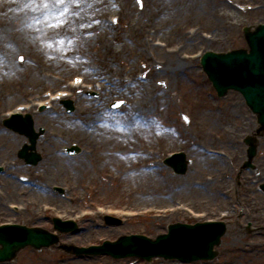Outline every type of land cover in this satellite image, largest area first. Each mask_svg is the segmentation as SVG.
Returning <instances> with one entry per match:
<instances>
[{
  "label": "rangeland",
  "instance_id": "374dc122",
  "mask_svg": "<svg viewBox=\"0 0 264 264\" xmlns=\"http://www.w3.org/2000/svg\"><path fill=\"white\" fill-rule=\"evenodd\" d=\"M254 1L244 0L232 8L238 22L230 30L222 31L223 37L220 41L199 40L194 48L188 49L186 55L193 61L192 72H185L183 81L178 84L176 97L167 98L161 110L153 109V112L160 116L159 122L165 125L163 129L166 130L151 140L156 149L161 150L156 157L148 159L150 163L157 161L155 165L158 167L150 176L163 177L170 174L173 179L183 182V186H191L192 189L187 191L177 185L170 188L168 185H139L135 189L123 178L117 161L109 158L105 162V158L99 155L98 148L92 144L88 134H76L68 138L66 129L76 125L74 117L80 97L93 106H103L113 112L128 104L127 98L121 95L119 90H116L118 93H109L104 86L90 88L93 86V79L97 77L93 75L96 67L88 68L84 63H74V56H78L80 62L86 59L88 61L89 58L90 62L95 64L102 62L101 55L91 57L89 54V51L96 48L93 40L97 32L88 33L91 42L82 47L80 44H72L74 40L68 41L70 39L57 35L59 39L52 35V29H49L48 25L53 23L52 15L56 8H53L55 11L51 13L47 12L48 8L36 4L37 11L49 16L51 22L44 24L39 18L40 24L31 27L20 24L16 16L6 15L11 12L3 11L0 3V137L4 132H8L15 135L19 141L12 153L7 155L1 148L4 147V142L0 140V166L3 168L0 172V222L39 226L49 231H54L53 217L72 219L77 223L76 230L57 232L58 243L39 249L23 247L12 262L0 264H264V230L258 229L248 235L244 234V216L237 219L231 217L232 225L222 237L221 245L217 247L218 255L213 260L182 262L179 259L157 257L147 262L138 257L117 259L109 255L74 253L75 246L101 244L104 240H115L122 234L139 233L154 238L167 232V226L171 223H193L207 219L212 215L207 214L210 209L217 212L218 216L222 210L230 211L231 216H237L239 206L235 201V173L232 171L237 170L246 157L243 137L255 129L256 116L239 92L229 90L225 96L216 95L201 68L200 57L207 50L225 52L247 47L242 27L264 23V5L255 4L256 7L251 8ZM116 2L107 0L105 4L95 5L94 0H84L82 7L91 10L89 16H93L94 20L98 19L101 24L107 25L100 30L106 31L110 36L125 31L127 17L148 15V0ZM58 9L63 11L62 5H59ZM111 14H115V20ZM80 36L84 37V34ZM65 44L73 45H68L70 51L67 52L68 47ZM78 47L80 54H77ZM124 68L127 69L128 65ZM76 75L83 77L84 82L73 86L72 78ZM165 83L166 81L160 78L156 85L162 87ZM60 90L69 92L68 98L72 100L74 109L67 112L60 101L52 100L40 110L37 104L51 99ZM94 92L98 94L94 95ZM115 99L124 100V104L111 108L109 105ZM204 110H221L227 114V111H230L232 114L214 122L212 119L200 118L199 114ZM16 111L21 114L30 113L35 129L43 128L36 143V149L42 158L35 165L25 163L17 154L22 145L28 142L27 138L3 125V120L8 114ZM183 114L189 119L188 122L183 120ZM148 122L154 126L159 124L155 116ZM226 127L236 135L232 148L220 147L213 150L231 154L230 159L219 163L213 169L197 170L195 165L199 159L197 152L193 150L194 139H207L202 137V134L208 128H213L211 136L214 142L207 140L205 143L210 146L212 143H223L226 139ZM165 143H169L170 147L163 150ZM73 147H77L74 154L66 152L67 148ZM175 151L185 152L186 157L190 159L184 174L175 173L170 166L163 163L164 158ZM54 154L63 160L66 171L62 176L50 180V186L47 188L35 186L36 181L31 180L30 175L39 172L46 158ZM252 161L256 167L264 165V136L260 138L257 153ZM260 170L262 167L259 172ZM7 180V184L11 186H6ZM56 186L63 188L64 193L58 192ZM255 190L248 196L250 202L244 201L255 210L254 216H245L248 220H253V225L260 227L264 225V195ZM242 191L243 189L239 188V192ZM165 206L166 211L158 208ZM198 212L202 215L197 214ZM106 213L117 216L121 223L106 224L103 219ZM236 220L239 224H236ZM91 230L94 232L93 236H90ZM259 244L262 246L258 247ZM251 246L255 247L254 251L244 252Z\"/></svg>",
  "mask_w": 264,
  "mask_h": 264
},
{
  "label": "bare ground",
  "instance_id": "6f19581e",
  "mask_svg": "<svg viewBox=\"0 0 264 264\" xmlns=\"http://www.w3.org/2000/svg\"><path fill=\"white\" fill-rule=\"evenodd\" d=\"M69 1L71 4L65 0L62 10L64 7L74 8L72 12L65 13L63 17L53 18L52 15L53 22L61 19L64 21L59 28L52 29V35L70 39L68 41L74 40L72 44L85 47L86 43L91 42L88 33L97 32L93 40L96 48L89 51V54L91 57L101 55L102 62L95 64L90 62V58L88 61L86 59L80 62L81 59L74 56V63L76 65L84 63L88 68L96 67L92 74L97 77L93 79V86L90 88L97 89L96 86H104L109 93L119 90V93L127 98L128 104L119 111L113 112L103 106H93L80 97L77 114L74 117L76 125L66 129L68 138L76 134L80 136L88 134L92 144L98 148L99 155L105 158V162L109 158L117 161L119 171L124 175L123 178L135 189L139 185L147 187L168 185L169 188L177 185L183 187V191L191 190V186H183V182L173 179L170 174L163 177L150 176L158 167L155 165L157 161L150 163L148 159L156 157L161 150L156 149L151 140L166 130L163 129L165 125L159 122L160 116L154 113L153 109L161 110L167 98L176 97L178 84L183 81L185 72H192L193 61L186 55L188 49L194 48L199 40L220 41L223 37L222 31L230 30L238 22L232 8L244 0H148V15L127 17L125 31L112 36L100 30L101 27H107L106 24H101L98 19L94 20L93 16H89L91 10L82 7L84 0H80L78 4L75 0ZM106 1L94 0V4L102 5ZM30 2L43 6V0H0L3 11L11 12L6 15L16 16L22 25L36 26L35 20L39 18L44 24H49L51 18L48 16L45 20V13L37 11L36 7H24ZM113 3H117L116 0H113ZM252 4L254 6L251 8L256 7L255 4L264 5V0H255ZM53 8L57 9L59 5H56V0H49L47 12L52 13L55 11ZM113 15L115 14H111ZM85 23L89 24L85 25ZM81 34H84V37L80 36ZM72 44H65L68 47L67 52L70 51L68 45L73 46ZM77 49V54H80V48ZM112 64L116 66L113 67ZM125 65H128L127 69H123ZM160 78L166 81L162 87L156 85ZM227 112L228 114L222 113L221 110H204L199 116L201 119H212L215 122L219 118L231 116L232 112ZM153 116L159 122L157 126L148 122ZM212 130L213 128H208L202 134V137L207 139L198 141L194 139L192 143L199 159L198 164L195 165L197 170L213 169L231 157V154L213 149L232 148L236 135L234 136L231 129L226 127L225 141L212 143L210 146L205 141L214 142L211 136ZM0 138L4 142L2 145L4 147H1L4 154L10 155L19 141L15 135L8 132L1 134ZM169 147L170 144L165 143L162 149ZM65 167L63 160L56 154L49 155L41 170L35 175L31 174L30 177L31 180L36 181L35 186L47 188L50 186V180L63 175L66 171ZM8 182L9 180L5 182L6 186H11L7 184ZM93 234L91 230L90 236Z\"/></svg>",
  "mask_w": 264,
  "mask_h": 264
},
{
  "label": "water",
  "instance_id": "95a60500",
  "mask_svg": "<svg viewBox=\"0 0 264 264\" xmlns=\"http://www.w3.org/2000/svg\"><path fill=\"white\" fill-rule=\"evenodd\" d=\"M243 31L249 51L246 49H235L226 53L208 51L202 56L201 63L219 96L226 94L230 88L242 93L246 104L257 115L259 131H264V24L257 25L253 31L250 27H245ZM64 103L68 110L73 108L70 101ZM119 104L120 102H115L113 105ZM5 124L29 137L30 144L23 146L19 156L35 164L41 158L38 153L33 152L35 141L43 129L35 133L29 115L26 118L19 116L17 122L6 120ZM246 142L250 145L249 160L246 162L249 165L255 154L256 145L250 136H247ZM28 149L31 152H28ZM72 151H75V148ZM187 163L183 154L170 162L176 172H184ZM55 225L60 230L65 229L60 222ZM169 228L168 234L159 235L154 240L143 235L123 236L116 242H105L100 247L74 248V252L109 253L114 257L139 255L147 259L159 255L187 261L212 258L216 254L213 247L220 243V236L225 231L221 223H197L194 226L174 224ZM57 240L56 235L42 228L23 225L0 227V260L13 258L16 252L26 245L40 248L49 246Z\"/></svg>",
  "mask_w": 264,
  "mask_h": 264
},
{
  "label": "flooded vegetation",
  "instance_id": "af4514ba",
  "mask_svg": "<svg viewBox=\"0 0 264 264\" xmlns=\"http://www.w3.org/2000/svg\"><path fill=\"white\" fill-rule=\"evenodd\" d=\"M260 177L261 178L264 177V171L261 172L260 174L253 172L247 173V171L239 172L237 174V178L239 179L238 184H240V189H243L242 192H239V190L235 191V196L240 203L247 200L248 196L252 193L251 190L249 189H252V187H254L257 183H259V181L255 182L254 179ZM261 200H263V198H261ZM246 215L247 217H249V215H254V214L247 211ZM249 226H250V222L248 225H246V232L244 234H249L250 232H252L253 229H249Z\"/></svg>",
  "mask_w": 264,
  "mask_h": 264
},
{
  "label": "snow or ice",
  "instance_id": "6c2138e0",
  "mask_svg": "<svg viewBox=\"0 0 264 264\" xmlns=\"http://www.w3.org/2000/svg\"><path fill=\"white\" fill-rule=\"evenodd\" d=\"M65 3V0H56V5H62ZM75 3H80V0H75ZM24 7H36V5L34 3H29V4H25ZM43 7L44 8H48L49 7V0H43ZM69 11V9L67 7H64L63 8V11H59V9L57 8V10L53 13V18L54 17H63L65 13H67ZM45 20L48 19V16H45L44 17ZM35 24L39 25L40 24V20H35ZM64 24V21L61 19V20H54L53 23L49 24L48 27L50 29H54V28H59L61 25ZM31 26V25H30ZM51 43V42H49ZM22 59V57H21Z\"/></svg>",
  "mask_w": 264,
  "mask_h": 264
}]
</instances>
